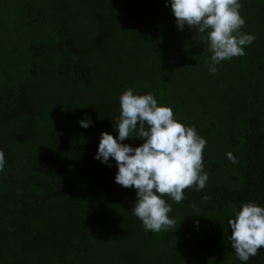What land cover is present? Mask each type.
Instances as JSON below:
<instances>
[{
  "label": "trees",
  "instance_id": "16d2710c",
  "mask_svg": "<svg viewBox=\"0 0 264 264\" xmlns=\"http://www.w3.org/2000/svg\"><path fill=\"white\" fill-rule=\"evenodd\" d=\"M239 2L255 40L213 74L207 33L180 29L170 0H0V264H264L228 239L244 203L264 207V0ZM129 87L207 141L205 188L165 196L160 232L96 158Z\"/></svg>",
  "mask_w": 264,
  "mask_h": 264
},
{
  "label": "clouds",
  "instance_id": "9594fccd",
  "mask_svg": "<svg viewBox=\"0 0 264 264\" xmlns=\"http://www.w3.org/2000/svg\"><path fill=\"white\" fill-rule=\"evenodd\" d=\"M170 2L180 29L187 24L199 33H207L212 53L209 71L213 74L216 64L243 56L244 46L255 40L254 35L241 31L245 19L240 14L239 0ZM120 108L119 123L114 125L118 138L102 132L96 158L104 163L114 159L118 165L115 182L137 190L132 211L145 230L160 232L172 228L175 220L168 215L172 207L164 197L179 203L185 189L205 188L208 173L204 171L203 150L207 141L194 126L176 119L172 108L159 104L152 93L134 94L129 87L120 96ZM89 125V120L81 121L82 127ZM129 137L142 138L143 143L137 147L121 143ZM227 156L237 162L232 152ZM4 165V153L0 151V171ZM228 224L232 229L228 239L241 261H248L264 247V207L255 202L244 203Z\"/></svg>",
  "mask_w": 264,
  "mask_h": 264
}]
</instances>
